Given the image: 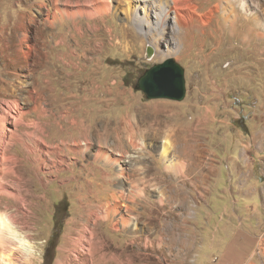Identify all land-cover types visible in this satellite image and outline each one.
Here are the masks:
<instances>
[{
    "label": "rangeland",
    "instance_id": "rangeland-1",
    "mask_svg": "<svg viewBox=\"0 0 264 264\" xmlns=\"http://www.w3.org/2000/svg\"><path fill=\"white\" fill-rule=\"evenodd\" d=\"M37 1L0 0V89L11 74L21 95L10 109L24 115L20 128L36 138L30 147L42 142L44 158L38 171L26 163L22 230L32 251L17 264H264V0H191L201 21L182 29L167 21L156 47L181 40L169 46L179 48L173 58L185 68L181 102L149 100L135 89L147 68L166 60L133 20L140 1L106 0L111 8L78 17V29L53 12L51 26L52 1ZM104 3L72 0L70 8ZM16 45L27 60L13 59ZM139 100L141 116L124 130L118 107ZM121 151L129 156L126 181L104 160ZM120 182L137 183L143 195L130 225L117 230L116 219L102 220L92 235L93 216L83 251L67 245L98 187L102 195Z\"/></svg>",
    "mask_w": 264,
    "mask_h": 264
},
{
    "label": "bare ground",
    "instance_id": "bare-ground-1",
    "mask_svg": "<svg viewBox=\"0 0 264 264\" xmlns=\"http://www.w3.org/2000/svg\"><path fill=\"white\" fill-rule=\"evenodd\" d=\"M51 1L53 3L54 9L52 10L50 8L51 10L48 9V12L47 13L45 12L48 16V18L46 19L47 22H49L50 25L53 26L54 22L50 21L49 19L50 14L53 12L54 19L61 25H63L68 20L73 21V25L71 29L72 28L78 29L77 28L78 22H75V20H77L78 17H84V16L87 18L96 17L97 14L99 15V11H102L101 9L107 11L108 9L111 8L106 3V0H93L94 2L99 1V3H103V2L105 3L101 5L99 4V6H97L93 10H89L87 8H80L79 10L78 9L71 10L72 8H70V6H72L71 5L72 0H65L64 1L65 8L64 10H61L58 4L62 0H51ZM138 1H140L142 5L137 6L136 11L133 14V18H134L133 20L138 25L140 31L146 35V37L150 40L152 44L155 45V47L157 43L156 36L162 37L167 33V25H168L167 21L169 19L174 18L176 20L175 21L176 28L180 27V29H182L188 27L195 20L200 19L201 17L197 14L195 8L191 5V0H167V1L153 0L155 1L154 4H152L150 0H138ZM44 3H45L44 0L37 1V4L40 6L44 5ZM141 11L143 12V14L140 13ZM150 16H152L153 21L149 19ZM20 28L22 29V27ZM34 35L38 36L36 32L34 33ZM27 37H28V33L24 32L23 38L20 40H16L20 48H21V44L26 41ZM14 38H17V36ZM63 39L66 40L65 37H63ZM63 42L66 43V41ZM180 42L181 40L179 38L178 41L175 38L168 40L167 43L168 46L166 50L160 51L156 47V52L160 57L164 59L171 58L173 57L174 54L177 53L179 48L177 49V51L176 50L174 51L173 50L174 48L169 49V46L172 47ZM20 48H18L16 45V48L14 49L15 52L13 59L16 60V62L19 61L20 56L21 58L27 60L29 55L27 52H24ZM11 79H12L11 74H6V78L2 80V86L0 89V95H1L0 100L1 102L3 101L2 104L4 105V107L0 108L1 109L0 110V208H6L11 210L14 229L17 232L26 236L22 230V226L24 222L26 223L25 219L27 214L26 201H27V191H28L27 190L28 179L26 172V163L27 161H31L35 165V169H37V166L43 164L44 158L39 157V155H41L42 153L40 146L42 142H34L35 143L34 146L30 147L31 143L29 144V138L30 139H36V138L32 137L31 135L28 136L27 134L24 133L25 131H23L20 128L23 123L22 121L24 120L23 119L24 115L20 114V117L17 118V115L10 109L13 102L15 104L13 106L20 107L17 99L20 98L21 95L19 92L16 91L15 85L11 81ZM29 93H30L29 94L30 101L32 100L36 102L37 94H38L37 90H31ZM8 97L12 99L7 100L6 98ZM29 98L25 96V99H29ZM38 109L39 106L35 104L32 106L33 111H36ZM45 111L42 112L45 113ZM9 125H13V127L11 126L9 127ZM125 151H121V153L117 154V157L113 158L109 155H106V157L104 158L107 164L116 168L114 174V177L116 179L123 178V180H125L126 177L128 176V169L125 167V164L128 163V159L126 158H128L129 156H125L126 155ZM30 154H33L35 156H31ZM111 181L112 180H109L106 183H111ZM88 184L91 185V183ZM123 184H124L123 182H120V186L118 185L116 189L110 188L106 193L102 195L100 194L103 193L104 187L100 188L97 186L99 189L98 191H95L96 196L94 197L96 204H92L89 201L88 210L85 211V213L82 214L81 217H78L73 221L72 226L70 228V232L68 236L65 238L67 245L69 246L76 245L77 247L79 246L80 250L83 251L84 242L86 241L85 238L87 237L86 235L88 231H90L88 223L92 221L93 216L96 217V220L93 222L95 227L93 228V230H91L92 235L97 233V231L99 230L98 227L100 223L99 221L102 220L109 221L110 219H116V224L114 225V227L117 228V230L119 229V223L123 228H127L130 225L131 217L132 220L135 219L133 216H131V213L134 211L135 207L137 206L136 205L137 200L143 195L137 183H132V185H130L131 186L130 189H125ZM76 235H78V237H76ZM17 247L18 246L16 242L10 238V235L6 233L2 227H0V264H4L5 256H10L11 264H17L20 258L22 260L25 254L32 251L31 245L29 247L20 250H17ZM104 258L105 257H103L102 259L104 260Z\"/></svg>",
    "mask_w": 264,
    "mask_h": 264
},
{
    "label": "water",
    "instance_id": "water-1",
    "mask_svg": "<svg viewBox=\"0 0 264 264\" xmlns=\"http://www.w3.org/2000/svg\"><path fill=\"white\" fill-rule=\"evenodd\" d=\"M153 48H148L151 57ZM135 89L143 92L149 100L181 102L187 95L185 68L173 57L147 68L138 78Z\"/></svg>",
    "mask_w": 264,
    "mask_h": 264
},
{
    "label": "clouds",
    "instance_id": "clouds-1",
    "mask_svg": "<svg viewBox=\"0 0 264 264\" xmlns=\"http://www.w3.org/2000/svg\"><path fill=\"white\" fill-rule=\"evenodd\" d=\"M0 227H2L3 230L10 235V238L16 242L18 246L17 250L30 246L26 236L17 232L14 229L11 210L6 208H0ZM4 264H11L10 256L4 257ZM25 264H28V262L25 261Z\"/></svg>",
    "mask_w": 264,
    "mask_h": 264
},
{
    "label": "crops",
    "instance_id": "crops-1",
    "mask_svg": "<svg viewBox=\"0 0 264 264\" xmlns=\"http://www.w3.org/2000/svg\"><path fill=\"white\" fill-rule=\"evenodd\" d=\"M115 88V87H114ZM112 94H115V95H119V93H118V89H114L113 91H111L110 92V95H112ZM120 97V95L118 96V98ZM117 98V99H118ZM122 103V102H121ZM138 103H139V106H134V108L133 107H129V106H127L126 105V103H123V105H120L119 107H118V110H117V113H118V115H119V119H121V122H123V129L125 130L126 129V127H127V124L126 123H131V118H135V117H138V116H141V110H140V107H141V105H140V100L138 101ZM70 107H71V105H69ZM110 111V110H109ZM243 119H245L244 117H242L241 118V120H243ZM54 122V121H53ZM126 124V125H125ZM122 125V124H121ZM122 127V126H121ZM70 134H71V132H70ZM61 136H59V138H60ZM65 138H69V139H71V138H75L74 136H71V135H67Z\"/></svg>",
    "mask_w": 264,
    "mask_h": 264
},
{
    "label": "trees",
    "instance_id": "trees-1",
    "mask_svg": "<svg viewBox=\"0 0 264 264\" xmlns=\"http://www.w3.org/2000/svg\"><path fill=\"white\" fill-rule=\"evenodd\" d=\"M59 206H61V205H59ZM56 215H55V217H58V210L56 211V213H55Z\"/></svg>",
    "mask_w": 264,
    "mask_h": 264
}]
</instances>
